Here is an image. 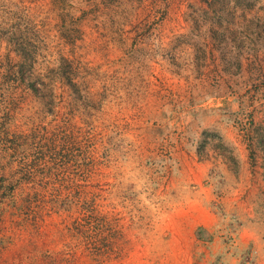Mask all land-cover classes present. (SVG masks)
<instances>
[{"label":"rangeland","instance_id":"374dc122","mask_svg":"<svg viewBox=\"0 0 264 264\" xmlns=\"http://www.w3.org/2000/svg\"><path fill=\"white\" fill-rule=\"evenodd\" d=\"M0 264H264V0H0Z\"/></svg>","mask_w":264,"mask_h":264}]
</instances>
